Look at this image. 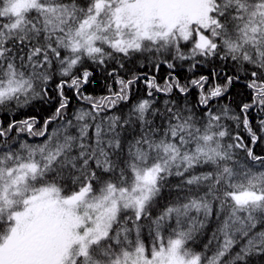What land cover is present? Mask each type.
<instances>
[{
	"label": "snow or ice",
	"instance_id": "6c2138e0",
	"mask_svg": "<svg viewBox=\"0 0 264 264\" xmlns=\"http://www.w3.org/2000/svg\"><path fill=\"white\" fill-rule=\"evenodd\" d=\"M0 264H264V0H0Z\"/></svg>",
	"mask_w": 264,
	"mask_h": 264
},
{
	"label": "trees",
	"instance_id": "16d2710c",
	"mask_svg": "<svg viewBox=\"0 0 264 264\" xmlns=\"http://www.w3.org/2000/svg\"><path fill=\"white\" fill-rule=\"evenodd\" d=\"M163 71H166V69H162V72ZM183 74L184 75H187L188 73L186 72V70H182ZM103 86V81L101 80L100 84L99 85H93V89H94V92L93 94L94 95H101V94H104L102 91H101V88ZM35 104V107L34 108H26L23 110V114L20 116V118H24V115H36L38 119L41 118V116H45L47 115V112L45 111V109L48 107L47 105H40L39 103L37 102H34ZM39 139V138H37Z\"/></svg>",
	"mask_w": 264,
	"mask_h": 264
}]
</instances>
